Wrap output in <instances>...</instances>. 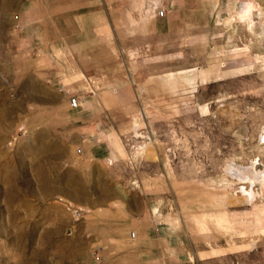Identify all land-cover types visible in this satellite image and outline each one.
<instances>
[{"label":"rangeland","instance_id":"374dc122","mask_svg":"<svg viewBox=\"0 0 264 264\" xmlns=\"http://www.w3.org/2000/svg\"><path fill=\"white\" fill-rule=\"evenodd\" d=\"M19 1L0 0V264H89L90 244L74 227L84 211L66 194L75 175L61 169L77 147L66 132L70 93L48 90L51 115L42 112L48 100L31 96V21L20 23ZM89 2L127 13L100 31V77L137 90L112 120L136 166L164 171L165 215L192 238L205 213L213 233L223 219L229 234L243 230L244 264L256 263L251 253L264 251V180L256 178L264 171V0Z\"/></svg>","mask_w":264,"mask_h":264},{"label":"crops","instance_id":"0c3cea01","mask_svg":"<svg viewBox=\"0 0 264 264\" xmlns=\"http://www.w3.org/2000/svg\"><path fill=\"white\" fill-rule=\"evenodd\" d=\"M19 2L20 23L31 21V96L48 100L41 105L44 115L52 114L51 87L79 101L75 108L65 103L72 115L66 132L77 147L61 169L68 178L75 175V190L66 194L84 211L74 227L90 244L89 264H244L243 230L236 227L231 235L220 219L213 233L211 213H205L203 224L195 225L200 237L192 238V232L165 215L164 171L141 169L125 150L112 116L125 114L123 99L139 95L123 83L103 85L98 52L105 23L112 27L111 19L127 18V13L111 15L89 6V0ZM231 237L238 241L229 242ZM251 255L254 264H264V251Z\"/></svg>","mask_w":264,"mask_h":264},{"label":"built area","instance_id":"2783aa9c","mask_svg":"<svg viewBox=\"0 0 264 264\" xmlns=\"http://www.w3.org/2000/svg\"><path fill=\"white\" fill-rule=\"evenodd\" d=\"M155 15L158 16V17L162 16L163 15V10L161 8H157L156 11H155ZM68 104H69L70 107L75 108V107H77L79 105V101L77 100V98H75L73 96H70L68 98ZM80 211L81 210L79 208H73L72 209V213L75 216H78Z\"/></svg>","mask_w":264,"mask_h":264},{"label":"bare ground","instance_id":"6f19581e","mask_svg":"<svg viewBox=\"0 0 264 264\" xmlns=\"http://www.w3.org/2000/svg\"><path fill=\"white\" fill-rule=\"evenodd\" d=\"M251 168V167H250ZM241 171V170H240ZM250 171V170H249ZM241 173H242V171H241ZM244 174V173H243ZM252 174L253 173H251V177H252ZM259 177H264V171L262 170V171H258V173L256 174V178H259ZM253 178V177H252ZM255 178V179H256ZM253 180V182H254V178L252 179ZM258 181V180H257ZM256 181V182H257Z\"/></svg>","mask_w":264,"mask_h":264}]
</instances>
